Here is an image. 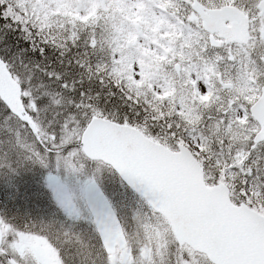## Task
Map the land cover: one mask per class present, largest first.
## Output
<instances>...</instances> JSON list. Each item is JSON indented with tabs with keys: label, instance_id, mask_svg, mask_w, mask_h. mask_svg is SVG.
Instances as JSON below:
<instances>
[{
	"label": "snow or ice",
	"instance_id": "6c2138e0",
	"mask_svg": "<svg viewBox=\"0 0 264 264\" xmlns=\"http://www.w3.org/2000/svg\"><path fill=\"white\" fill-rule=\"evenodd\" d=\"M0 264H264V0H0Z\"/></svg>",
	"mask_w": 264,
	"mask_h": 264
},
{
	"label": "trees",
	"instance_id": "16d2710c",
	"mask_svg": "<svg viewBox=\"0 0 264 264\" xmlns=\"http://www.w3.org/2000/svg\"><path fill=\"white\" fill-rule=\"evenodd\" d=\"M9 43L13 44L14 46H16L17 48H31V44L29 43V41L25 40L24 38H22L19 34V32H17L15 35H13L11 37V40L9 41ZM49 52L51 53L52 50H49Z\"/></svg>",
	"mask_w": 264,
	"mask_h": 264
}]
</instances>
